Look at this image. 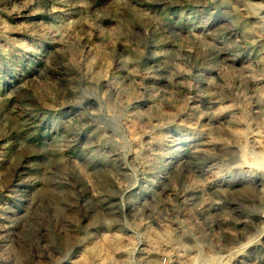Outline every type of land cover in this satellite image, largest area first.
<instances>
[{"label": "rangeland", "instance_id": "1", "mask_svg": "<svg viewBox=\"0 0 264 264\" xmlns=\"http://www.w3.org/2000/svg\"><path fill=\"white\" fill-rule=\"evenodd\" d=\"M0 264H264V0H0Z\"/></svg>", "mask_w": 264, "mask_h": 264}]
</instances>
